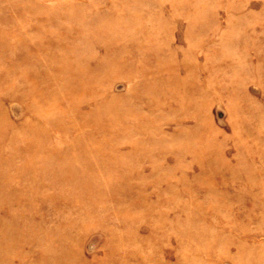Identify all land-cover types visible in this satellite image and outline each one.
<instances>
[{"label": "rangeland", "instance_id": "1", "mask_svg": "<svg viewBox=\"0 0 264 264\" xmlns=\"http://www.w3.org/2000/svg\"><path fill=\"white\" fill-rule=\"evenodd\" d=\"M0 264H264V0H0Z\"/></svg>", "mask_w": 264, "mask_h": 264}]
</instances>
